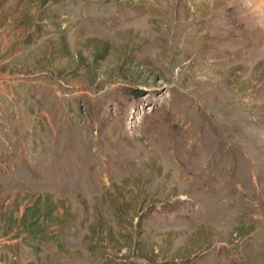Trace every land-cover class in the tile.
Instances as JSON below:
<instances>
[{
    "label": "rangeland",
    "instance_id": "obj_1",
    "mask_svg": "<svg viewBox=\"0 0 264 264\" xmlns=\"http://www.w3.org/2000/svg\"><path fill=\"white\" fill-rule=\"evenodd\" d=\"M0 264H264V0H0Z\"/></svg>",
    "mask_w": 264,
    "mask_h": 264
},
{
    "label": "trees",
    "instance_id": "obj_2",
    "mask_svg": "<svg viewBox=\"0 0 264 264\" xmlns=\"http://www.w3.org/2000/svg\"><path fill=\"white\" fill-rule=\"evenodd\" d=\"M38 202H39V200H38ZM37 204L38 203H36V207L33 208L30 213L27 211L26 215H24V217L22 219L23 223L25 224L26 222H24V221H26V219H27L26 217L29 214L28 222L25 225H26V229L30 232L35 231V230L37 231V229L33 227V225L36 224L35 222H37L38 218L40 217V210H39Z\"/></svg>",
    "mask_w": 264,
    "mask_h": 264
}]
</instances>
